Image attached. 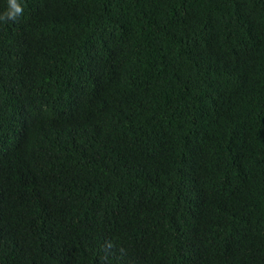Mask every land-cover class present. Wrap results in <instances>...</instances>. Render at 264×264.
<instances>
[{
	"label": "trees",
	"instance_id": "16d2710c",
	"mask_svg": "<svg viewBox=\"0 0 264 264\" xmlns=\"http://www.w3.org/2000/svg\"><path fill=\"white\" fill-rule=\"evenodd\" d=\"M23 6L0 264H264V0Z\"/></svg>",
	"mask_w": 264,
	"mask_h": 264
},
{
	"label": "clouds",
	"instance_id": "9594fccd",
	"mask_svg": "<svg viewBox=\"0 0 264 264\" xmlns=\"http://www.w3.org/2000/svg\"><path fill=\"white\" fill-rule=\"evenodd\" d=\"M24 13L23 0H7V6L0 12V22H11Z\"/></svg>",
	"mask_w": 264,
	"mask_h": 264
}]
</instances>
